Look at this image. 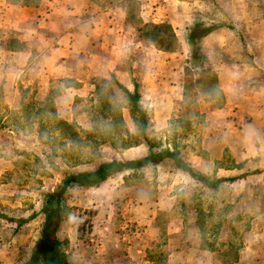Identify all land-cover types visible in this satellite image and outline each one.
I'll return each instance as SVG.
<instances>
[{
  "label": "rangeland",
  "instance_id": "1",
  "mask_svg": "<svg viewBox=\"0 0 264 264\" xmlns=\"http://www.w3.org/2000/svg\"><path fill=\"white\" fill-rule=\"evenodd\" d=\"M64 1L0 0V214L12 219L0 217V264L31 254L62 171L165 149L236 179L206 188L164 161L70 186L58 230L70 264H264V74L252 69L264 67V0H89L67 15ZM51 19L86 37L61 44V74ZM196 24L213 30L192 54ZM223 66L239 78L223 83L228 101Z\"/></svg>",
  "mask_w": 264,
  "mask_h": 264
},
{
  "label": "trees",
  "instance_id": "2",
  "mask_svg": "<svg viewBox=\"0 0 264 264\" xmlns=\"http://www.w3.org/2000/svg\"><path fill=\"white\" fill-rule=\"evenodd\" d=\"M212 30V28H205L200 24H196L188 30L186 39L188 44L191 46L192 54L197 53V45L199 44L201 38L208 35ZM192 58H194L193 55ZM124 91L126 92L133 109L143 116V111L137 104V87L134 85L133 92L128 91L124 87ZM164 161L170 162L173 168L186 173L206 188L214 189L222 182L233 181L236 179V177H220L215 180H210L205 175L196 172L178 152L169 149L159 152L148 150L144 156L129 160L109 158L98 163L97 166L92 169L62 171L61 183L54 189L46 192L44 195V200L40 210L43 214L41 229L31 254L21 264H70L67 255L62 250L61 241L58 238V230L63 219V198L70 186L77 185L85 188L97 186L110 176L126 169L136 170L147 165H153ZM51 164L54 166L52 162ZM0 217L12 220L6 215L0 214ZM33 217L34 215L32 214L27 218L13 220L19 227L31 220Z\"/></svg>",
  "mask_w": 264,
  "mask_h": 264
},
{
  "label": "crops",
  "instance_id": "3",
  "mask_svg": "<svg viewBox=\"0 0 264 264\" xmlns=\"http://www.w3.org/2000/svg\"><path fill=\"white\" fill-rule=\"evenodd\" d=\"M65 3V7H70V5H73L71 2H69V1H64ZM75 2V4L73 5L74 7H75V11H69L68 13H66L65 12V14L67 15V14H77V12H79V10H81L82 12H84L85 10H84V8L85 7H87V6H90L91 5V3H89V0H75L74 1ZM69 4V5H68ZM90 4V5H89ZM10 7H12V6H10ZM78 9V10H77ZM73 16H75V15H73ZM92 18V17H91ZM56 20V19H55ZM50 23L48 24V26H52V28L50 29V32L52 31V34H54L55 36H58V41H57V43H59L60 44V46L59 47H57L56 49H55V51L54 52H52L51 53V56L49 57V60L51 61V71H55V72H60V74H61V72L65 69V67L66 66H64L63 64H62V62H61V60H59L58 58H60V57H62V56H66V54H64V52H66V50L69 48H67V47H62V45L63 44H67V41H71V39H74L75 40V42H77V41H80V43L81 42H85L84 41V39L83 38H86V37H84V31H83V33H82V31L81 30H60L59 32H58V29H60V28H58L57 27V24H56V22L53 20V19H51L50 21H49ZM207 36V35H206ZM60 37V38H59ZM62 44V45H61ZM64 45V46H65ZM70 46V45H69ZM73 46H75V44H74V42H73ZM79 48V50H83V49H81V47H78ZM76 49V48H75ZM91 55V54H90ZM255 62H257V59H256V61ZM91 64H90V70H92L94 67H92L91 68ZM227 66H229V65H227ZM61 67V68H60ZM230 67V66H229ZM85 69V67L83 66L82 67V69L81 70H84ZM252 69L254 70V73H255V77H256V79H257V74H260V75H263L264 74V67H262V69H263V72H260V70H258L259 68L258 67H253L252 66ZM230 70V69H229ZM76 71H79V69L78 70H76ZM76 71H72L71 73H69V74H64L65 76H73L74 75V72H76ZM55 72H50L51 74H56V76L58 75V73H55ZM65 73V72H64ZM76 74V73H75ZM239 76V75H238ZM240 76H241V74H240ZM238 79L239 78H236V77H234L233 75H231L230 77H227V75H226V68H225V66H223L222 67V69H221V71L220 72H218V79H217V81H218V85H219V81H220V85L221 86H219L221 89H222V91L224 92V95H225V100H230L231 98H232V96H231V94L230 93H227V91H226V89H227V86H225L224 84H225V81H227L228 83H229V85H231V84H233V82H236V81H238ZM224 83V84H223ZM126 85V84H125ZM127 86V85H126ZM130 87H126V89L127 90H130L129 89ZM221 110H224V108H221V109H219V111H221Z\"/></svg>",
  "mask_w": 264,
  "mask_h": 264
}]
</instances>
